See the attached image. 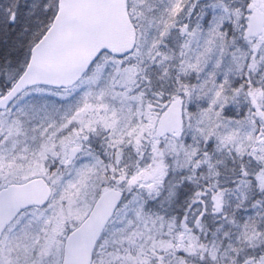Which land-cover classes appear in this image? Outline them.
<instances>
[{
	"label": "snow or ice",
	"instance_id": "1",
	"mask_svg": "<svg viewBox=\"0 0 264 264\" xmlns=\"http://www.w3.org/2000/svg\"><path fill=\"white\" fill-rule=\"evenodd\" d=\"M261 16L264 0H0V195L3 165L31 161L57 194L112 193L87 264H264ZM25 264L71 261L41 245Z\"/></svg>",
	"mask_w": 264,
	"mask_h": 264
},
{
	"label": "rangeland",
	"instance_id": "2",
	"mask_svg": "<svg viewBox=\"0 0 264 264\" xmlns=\"http://www.w3.org/2000/svg\"><path fill=\"white\" fill-rule=\"evenodd\" d=\"M15 135V130H12V136ZM42 163V161H31L19 167L15 163L3 166L8 178L13 182L12 184H18L37 177L44 178L46 173L42 174L39 171ZM51 186L54 187L55 193L47 212L44 209L26 212L3 236L0 244V258L7 257L8 264H25L28 258L40 251L41 245H46L47 255L59 256L61 250L64 249V245L59 243L61 237L70 231L76 223L82 222L96 202L93 197V188L87 178L79 182L77 190L61 189L59 194H57L56 186ZM48 213L51 215L45 221L47 228L41 230L37 237L36 221ZM25 215L32 219L26 226L17 230Z\"/></svg>",
	"mask_w": 264,
	"mask_h": 264
},
{
	"label": "water",
	"instance_id": "3",
	"mask_svg": "<svg viewBox=\"0 0 264 264\" xmlns=\"http://www.w3.org/2000/svg\"><path fill=\"white\" fill-rule=\"evenodd\" d=\"M264 18L257 20V29L262 31ZM128 33L125 28L117 27L110 35V45L114 48L126 46ZM161 133L179 129L178 117L170 114L163 119ZM52 197V189L44 179H35L23 185H10L9 191L0 195V240L6 229L27 209L43 208ZM116 198L112 193H105L93 207L83 227L73 238L70 246H65L64 254L71 264H87L97 240L107 223L113 217Z\"/></svg>",
	"mask_w": 264,
	"mask_h": 264
}]
</instances>
